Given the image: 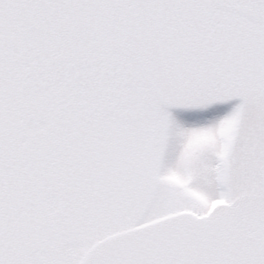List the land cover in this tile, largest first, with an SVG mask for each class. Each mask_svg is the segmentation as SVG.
Listing matches in <instances>:
<instances>
[{
    "label": "snow or ice",
    "instance_id": "snow-or-ice-1",
    "mask_svg": "<svg viewBox=\"0 0 264 264\" xmlns=\"http://www.w3.org/2000/svg\"><path fill=\"white\" fill-rule=\"evenodd\" d=\"M0 264H264V0H0Z\"/></svg>",
    "mask_w": 264,
    "mask_h": 264
}]
</instances>
